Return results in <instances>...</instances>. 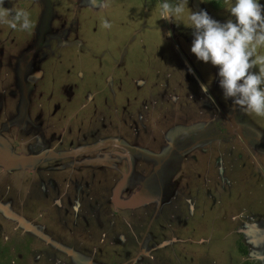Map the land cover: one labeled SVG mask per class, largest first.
<instances>
[{
  "label": "rangeland",
  "instance_id": "obj_1",
  "mask_svg": "<svg viewBox=\"0 0 264 264\" xmlns=\"http://www.w3.org/2000/svg\"><path fill=\"white\" fill-rule=\"evenodd\" d=\"M161 2L0 4V264H264V117Z\"/></svg>",
  "mask_w": 264,
  "mask_h": 264
},
{
  "label": "clouds",
  "instance_id": "obj_2",
  "mask_svg": "<svg viewBox=\"0 0 264 264\" xmlns=\"http://www.w3.org/2000/svg\"><path fill=\"white\" fill-rule=\"evenodd\" d=\"M224 2L235 22L221 23L204 10L194 12L189 9L188 0L174 4L162 0L157 8L161 20H181L194 29L191 52L199 61L218 69L223 97L249 114L264 117V5L259 0ZM0 23L21 31L33 27L30 14L23 9L12 15L11 10L0 7ZM105 27L111 25L106 23ZM209 89L208 84L201 83L202 92L215 103Z\"/></svg>",
  "mask_w": 264,
  "mask_h": 264
},
{
  "label": "water",
  "instance_id": "obj_3",
  "mask_svg": "<svg viewBox=\"0 0 264 264\" xmlns=\"http://www.w3.org/2000/svg\"><path fill=\"white\" fill-rule=\"evenodd\" d=\"M107 144H102L100 146H96V147H93V148H87V149H83V150H80V151H77V152H73L72 154H80V153H84V152H87V151H92V150H95V149H99V148H103L105 147Z\"/></svg>",
  "mask_w": 264,
  "mask_h": 264
},
{
  "label": "trees",
  "instance_id": "obj_4",
  "mask_svg": "<svg viewBox=\"0 0 264 264\" xmlns=\"http://www.w3.org/2000/svg\"><path fill=\"white\" fill-rule=\"evenodd\" d=\"M215 1H217V0H215ZM215 3H216V2H215ZM240 250H241V252H242V253H245V251H244V249H243V248H242V249L240 248Z\"/></svg>",
  "mask_w": 264,
  "mask_h": 264
}]
</instances>
